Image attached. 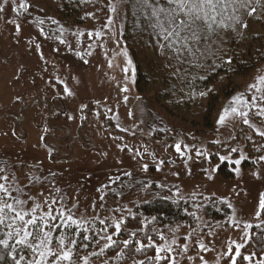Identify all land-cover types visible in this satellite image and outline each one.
<instances>
[{
  "label": "rangeland",
  "instance_id": "rangeland-1",
  "mask_svg": "<svg viewBox=\"0 0 264 264\" xmlns=\"http://www.w3.org/2000/svg\"><path fill=\"white\" fill-rule=\"evenodd\" d=\"M20 2L0 0V183L9 189L0 193V206L13 204L25 221L44 217L47 224L39 222L50 234L48 247L57 253L72 249L71 261L61 264H115L103 237L113 235L114 222L151 197V190L139 188L145 181L168 198L196 201L194 225L159 229L154 247L171 250L160 253L167 264H233V257L236 264L252 227L264 225L259 207L264 161L258 159L264 155V137L258 135L264 131V83L258 79L264 77V14L243 23V36L233 46L245 58L253 53L262 60L247 75H221L210 85L205 92L218 96L217 105L212 116L203 117L210 95L185 88L178 77L182 72L173 69L176 60L168 64V58L142 45L132 53L122 37L125 0H80L78 20L69 12L72 0H24L27 11ZM166 84L180 94L160 97L169 90ZM234 97L247 105L233 104ZM230 106L247 115L229 111L218 124ZM178 142L184 155L175 150ZM241 155L251 168H243V160L233 163ZM220 156L233 172L229 179L216 173ZM209 198L230 208L225 219L211 220L201 212L197 202ZM68 215L83 224L85 236L95 234L91 251L76 253L66 232L77 225H64ZM14 217L5 209L0 225L19 243L25 230L34 229ZM42 239L28 237L25 243L35 246ZM43 250L32 254L34 260ZM245 256L251 257L246 264L256 263Z\"/></svg>",
  "mask_w": 264,
  "mask_h": 264
},
{
  "label": "trees",
  "instance_id": "trees-1",
  "mask_svg": "<svg viewBox=\"0 0 264 264\" xmlns=\"http://www.w3.org/2000/svg\"><path fill=\"white\" fill-rule=\"evenodd\" d=\"M79 1L72 0L73 4H71L69 11L72 13L71 17L76 18V20L80 19L81 6H79ZM124 3L125 17L122 37L132 49V53H135L133 47L142 45L143 48L158 53L162 58H168V64L176 60L174 63L177 69L174 67L173 69L179 73L182 72L178 77L180 80L185 79V88L189 91L205 92L210 89V85L218 82L221 75H225L227 78L247 75L262 60V56L259 58V55L256 56L253 53H251L250 58L249 56L245 58L239 55V51L233 46L235 47L240 36H243V23L257 21L264 14V0H247L244 7H241L240 3L234 4L230 3L229 0H221L220 3L216 4L214 11L212 9L207 10L209 19L197 20L194 23L191 19L188 20L191 29L183 32L180 42H177L175 36L171 37L170 40H165L164 33L157 26V17L152 14L153 8L168 9L170 6L167 4V0H150L148 4H145L143 0H125ZM179 18L183 19L184 17L181 15ZM75 22L82 23L81 21ZM209 24L211 28L208 27ZM165 27L167 28L168 25L165 24ZM193 34L199 38L190 39ZM183 37H189V39L185 40ZM166 86H169V90L160 94V97L172 98L180 94V90L176 89L174 84H166ZM174 93L176 95H173ZM228 94L227 91L223 96ZM217 98L216 94L209 96L210 100L203 112V117L212 116L217 105ZM241 164L245 169L252 167L249 160H243ZM216 173L226 179L233 176V172L227 168L226 161L216 166ZM135 184L129 189H135L137 183ZM139 188L151 190V197L137 205L133 214L126 217L122 231L114 239L117 243L107 248V252L115 254V264H132L134 261H143L144 264H167L165 259L155 260L156 249L154 246L159 243V229L178 224L194 225L196 222L194 215L196 201L190 200V198H168L163 192H160L155 184L145 181H141ZM197 203L201 212L211 220H223L230 213V208L221 200L209 198ZM145 220L148 223L143 226L142 223ZM75 229L74 226L67 228L66 237L69 239L76 237L77 243L72 245L76 253L91 251V246H96V240L93 238L95 234H88L89 239L85 240V231H76ZM141 229L143 231H140ZM132 232L138 234L131 237ZM130 237L133 243L130 247L125 248L122 242L130 239ZM147 237L152 238V246L145 247L139 253L135 252L137 245L134 241L140 240L144 245H149L150 242ZM0 240L7 241L6 245L0 244V264H16L17 260H20V264H29V261H34L33 251L27 247L29 244H20L9 239L1 225ZM79 246L90 247L81 249ZM242 246L244 247L241 254L236 258V264H246L247 261L243 259L245 255L254 257L256 259L255 264H264V225L253 226L249 238ZM120 253L123 255H118ZM21 257L24 259L21 260Z\"/></svg>",
  "mask_w": 264,
  "mask_h": 264
},
{
  "label": "snow or ice",
  "instance_id": "snow-or-ice-1",
  "mask_svg": "<svg viewBox=\"0 0 264 264\" xmlns=\"http://www.w3.org/2000/svg\"><path fill=\"white\" fill-rule=\"evenodd\" d=\"M143 2L145 4H148L150 2V0H143ZM221 0H167V4L170 6L168 9L165 8H153V16L157 17V26L160 27L161 32L164 33V38L165 40H170L171 37H177V42H180V39L182 38V34L183 32H187L191 29V25L188 23V20L191 19L192 22L194 23L197 20H207L209 19L208 16V9H212L213 11L215 10L216 4L220 3ZM230 3H240L241 7L246 6L247 4V0H229ZM5 3H7V0H5ZM12 3L15 4L16 0H12ZM19 8L23 9L25 11H27L28 5L24 2V0H21L20 4H19ZM4 10V6L2 4H0V11ZM111 11H116L115 7H112L110 9ZM13 11H16V8H13ZM181 15H183V19L179 18ZM111 20V18H109ZM165 24L168 25V27H165ZM19 25H16L17 30H19ZM209 28H211V25H208ZM89 36L93 35L91 32L88 33ZM97 35H99V33H97ZM185 40L189 39V37H183ZM199 37H197L195 34H193L192 37H190V39H198ZM63 42V41H61ZM172 46V45H169ZM179 51V50H178ZM259 81L261 83H264V77H259L258 78ZM250 87H255V85H250ZM68 90L65 89V92H67ZM126 91V89H125ZM211 91V90H209ZM70 94V93H69ZM208 92H201L200 95L204 96L207 95ZM261 99H264V96L261 97ZM253 100H255V97H253ZM237 101H239L241 104H245L247 105L248 101H246L245 99H243L242 97H234L233 98V104H235ZM232 112V113H237L241 116H246L247 113L244 112H240L238 110L237 107L235 106H230L229 108H226L224 110V112L221 113V115L219 116L217 123L221 124L224 122L225 120V113L226 112ZM244 124H249L248 119H244L243 120ZM251 127V125H249ZM254 131H256L255 129H253ZM258 135L264 137V131L262 132H258ZM249 139H251V137H249ZM187 146L185 145V148ZM175 150L180 153L181 155H184V152L181 149V143H177L175 145ZM232 152H236L237 149L236 148H232L231 149ZM259 151V149H258ZM198 156L200 155H207V153L205 152H201V151H197L196 153ZM221 161L225 160L226 157L224 156H220L219 157ZM245 159V156L241 155V157L239 159H236L233 161L234 164L239 165L241 163V160ZM261 161H264V155L259 156L258 158ZM145 169L147 168V165L144 166ZM238 171V169H237ZM255 175V173H254ZM211 179V177H209ZM6 179V177L4 178ZM9 189H7L5 187L4 184L0 183V193H4V194H8ZM101 199H103V197H101ZM23 201L20 200H16L15 204L17 205H21L23 204ZM53 203H55V201H53ZM37 208L39 207V205L36 206ZM259 207L261 209H264V194H261V198H260V202H259ZM5 209H8L12 212H15V217L13 218V220H20V221H25V215H22L20 212H17L14 208L13 204H8L5 203L2 206H0V213H3ZM33 212L36 211V208L32 209ZM61 218H64V212H60L59 213ZM257 215H259V213H257ZM47 216L50 217L51 219H56V217L52 216L51 211H49L47 213ZM155 219V218H153ZM39 221H43V224L46 225L47 221L44 219V217H40ZM38 221V218L33 215L31 219H28L27 221H25L24 223V228L27 229L29 226H32V228L34 229V231H28L25 230L24 234H23V238L19 241L20 244H25L26 239L28 237H32V239L35 241L38 237H43V239L39 242V244H36L35 246H33L32 244L27 245L28 248H30L33 253H36L37 250L39 248H43V251H39V258L34 260V261H29V264H49V257H54V259H52L50 261V264H61V262L63 261H71L72 259V249H68L62 252H54L51 248L48 247V238H49V232L48 231H44V227L41 225V223ZM0 223H3V219H0ZM124 223L123 218H121L119 221L114 222V227H115V233H113V235L115 234H119L122 231V224ZM100 224H105L104 220L100 221ZM64 225L70 226V225H77V221L71 216L68 215L66 217V219H64ZM250 227V226H249ZM81 228H83V224H79L77 225V228L75 229L76 231H79ZM85 231L87 229H84ZM103 231L105 233H107L108 229L105 228L103 229ZM140 231H143L142 229ZM138 233L137 232H132L131 233V237L136 236ZM113 235H105L103 237V239H106L108 242L104 245V248H110L113 245H115L117 243L116 240L113 239ZM126 239L124 240L122 243L125 246V248L130 247V245L133 243V240L131 239ZM85 240H88L89 237L88 236H84ZM147 239L149 240V245H144L140 240H135L134 243L137 245V247L135 248V252L139 253L141 251L144 250L145 247H150L151 245V237H147ZM60 245L63 248L65 245V242L63 239L60 240ZM71 243L73 245H75L77 242L75 239L71 240ZM0 244H7L6 240H0ZM162 251H171L170 249H166V248H160L157 247L156 248V257L155 260L156 261H160L161 259H163V257L160 255V253ZM237 253L239 252V249L237 248ZM103 252V249H101V253ZM92 255H96V253H93ZM118 255H123V253H120ZM21 260L24 259V257L20 258ZM151 259V258H150ZM244 260H250L251 257L249 256H245L243 257ZM233 260V264H235V257L232 258ZM16 264H20V260L16 261ZM133 264H144L143 261H134ZM170 264H175V261L172 260L170 261Z\"/></svg>",
  "mask_w": 264,
  "mask_h": 264
}]
</instances>
